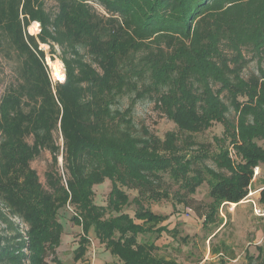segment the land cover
Returning a JSON list of instances; mask_svg holds the SVG:
<instances>
[{"label":"trees","instance_id":"16d2710c","mask_svg":"<svg viewBox=\"0 0 264 264\" xmlns=\"http://www.w3.org/2000/svg\"><path fill=\"white\" fill-rule=\"evenodd\" d=\"M42 46L51 61L60 51L64 82L52 80ZM0 53L15 71L0 101V220L15 232L0 235V264H46L66 204L83 231L75 262L93 230L115 258L107 264H177L157 255L168 217L151 204L171 194L186 204L207 183L212 224L264 164V0H0ZM144 101L175 129L139 131ZM217 124L222 137L203 141ZM45 152L42 182L31 165ZM107 180L99 206L94 189ZM125 189L138 192L134 217Z\"/></svg>","mask_w":264,"mask_h":264},{"label":"rangeland","instance_id":"374dc122","mask_svg":"<svg viewBox=\"0 0 264 264\" xmlns=\"http://www.w3.org/2000/svg\"><path fill=\"white\" fill-rule=\"evenodd\" d=\"M51 5H53L52 1L49 2L48 6L51 7ZM100 12L102 11L100 10ZM29 32L31 35H37L40 28L38 31H32L29 28ZM42 48L47 53L46 61L52 80L54 82H64L65 69L64 76L57 78L50 63L60 62L62 64L58 58L60 51L57 49L55 60L51 61L49 48L46 46H42ZM14 79V60L6 58L4 54L0 53V101ZM122 102L128 104L127 98ZM134 120L139 131L144 127L158 137H163L167 132L175 129L174 124L167 120L163 113L155 109L153 103L148 101L137 104ZM222 135L223 129L217 124L207 131L202 140L213 142L214 137H222ZM59 161L62 164L61 158ZM51 162L50 153L45 152L31 165L38 172L42 182L45 181V172ZM259 170L260 174L253 178L246 198L239 204H234V207L232 204L222 205L219 215L212 224H204L205 218L203 216L206 214V204L210 202L207 183L198 188L196 194L188 195L186 204L179 203L173 197V194L168 200L153 202L151 208L155 212L168 217L161 225L167 228V232H164L156 243L160 248L157 255L173 260L177 264H264V215H258L254 210L257 206L264 214V205L260 203V193L264 187V164L259 167ZM166 182L159 186L161 190H167V187H170V184H168L171 183L170 180L166 178ZM111 188V182L108 180L104 184L95 187L94 200L97 205L107 206ZM125 191L130 197V203L138 197L136 190L125 189ZM134 209L135 207L131 203L124 210L134 217ZM4 213H7V216L19 225L18 218H13L7 211H4ZM76 213H79V211L67 204L59 210L58 219L64 227V232L56 253L48 252L46 254V264H57L54 261L55 258L64 264H104L106 248L99 242L93 230L88 235L90 245L86 256L81 261L75 262V250L83 236L82 228L73 222ZM176 229L178 235L174 236ZM14 234L15 232L9 230L0 220V235L13 237Z\"/></svg>","mask_w":264,"mask_h":264},{"label":"bare ground","instance_id":"6f19581e","mask_svg":"<svg viewBox=\"0 0 264 264\" xmlns=\"http://www.w3.org/2000/svg\"><path fill=\"white\" fill-rule=\"evenodd\" d=\"M32 31L34 30H39V25L37 23H34L33 28H31ZM53 66L54 69V75L57 78H61L64 76V67L60 62H50ZM233 207L235 206L234 204H232Z\"/></svg>","mask_w":264,"mask_h":264},{"label":"built area","instance_id":"2783aa9c","mask_svg":"<svg viewBox=\"0 0 264 264\" xmlns=\"http://www.w3.org/2000/svg\"><path fill=\"white\" fill-rule=\"evenodd\" d=\"M259 174H260V170H259V168H256V169H255V172H254V178H256ZM254 210H255V212H256L258 215H264V214L262 213V210H261L259 207L255 206Z\"/></svg>","mask_w":264,"mask_h":264},{"label":"crops","instance_id":"0c3cea01","mask_svg":"<svg viewBox=\"0 0 264 264\" xmlns=\"http://www.w3.org/2000/svg\"><path fill=\"white\" fill-rule=\"evenodd\" d=\"M105 252H106V255H105L106 257L104 260V264L113 262L115 258L110 254L109 251L105 250Z\"/></svg>","mask_w":264,"mask_h":264}]
</instances>
